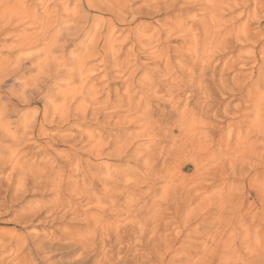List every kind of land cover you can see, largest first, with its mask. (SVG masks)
Here are the masks:
<instances>
[{"label": "rangeland", "instance_id": "rangeland-1", "mask_svg": "<svg viewBox=\"0 0 264 264\" xmlns=\"http://www.w3.org/2000/svg\"><path fill=\"white\" fill-rule=\"evenodd\" d=\"M22 5L37 17L0 23V78L23 63L8 84L43 98L0 115V264L39 243L34 264H264V0ZM31 170L62 187L54 213Z\"/></svg>", "mask_w": 264, "mask_h": 264}, {"label": "bare ground", "instance_id": "bare-ground-1", "mask_svg": "<svg viewBox=\"0 0 264 264\" xmlns=\"http://www.w3.org/2000/svg\"><path fill=\"white\" fill-rule=\"evenodd\" d=\"M28 1V0H27ZM25 2V1H24ZM31 17H37V16H31L30 13L27 12V9L25 10L23 5H22V0H0V23L1 22H4L5 20H8V18H16V19H24V18H30ZM34 19V18H33ZM35 20V19H34ZM9 29V30H8ZM7 30L5 29H0V35H4L7 33V31H10L11 32V29L8 28ZM14 30V29H13ZM19 31V30H18ZM2 65V63H1ZM4 65V64H3ZM2 67V66H1ZM38 67V66H37ZM29 69L22 64L20 65H17V66H5V71H3V75L6 73V76L5 78H0V115L4 116L5 114H8L10 113L11 111L14 112H18L20 113L21 112V109L20 106L24 107V106H27V105H30L31 102L35 101V100H38L40 98V100L43 98V91L42 89H40L39 87H36L35 90L33 89H27L25 87V84H22V83H14V85H9L8 84V79L9 78H14L15 81H20L27 73H28ZM5 79V80H4ZM46 85V84H45ZM19 88V89H16V88ZM32 87V86H31ZM44 87V86H43ZM18 91H21V95H17L15 93H17ZM2 121V119H1ZM7 128H6V124L4 123H0V132H2V135H6L7 134ZM3 137V136H1ZM1 139V138H0ZM13 155H12V167L13 169H16V168H19V169H22L23 167L20 166V162L18 159H15L13 158L15 155H14V152H12ZM11 157L8 158V160L10 159ZM7 159V158H5ZM2 161V159H0ZM6 162V161H5ZM2 166V165H0ZM39 170V169H38ZM32 173H33V184H32V190L33 192H36V193H41L43 192L45 189H48L50 191H52L54 193V199L53 200H50L48 201L52 207L54 208H51L52 210L49 212V213H54L58 207H61V205H59L60 203V196H61V193H62V187L58 186V184L56 185L55 182L56 180H52L51 179V175L47 173H43L45 174V178L44 179H41L40 178V173L38 172H34L33 170H31ZM37 171V170H36ZM54 171V170H53ZM14 172V171H13ZM24 172L23 170L21 171V173ZM50 172V171H49ZM51 173V172H50ZM52 174V173H51ZM23 175V174H21ZM25 175V174H24ZM13 175H10V182L12 180V177ZM30 178V177H29ZM52 181H51V180ZM22 177L17 179L16 181V184H17V188L14 187V182L10 183L8 186H7V191L8 193L11 194L10 196V200L12 202L16 201V200H21L24 199V193L23 191L21 190L23 185H22ZM27 180V179H25ZM23 180V181H25ZM42 181H48L49 185L48 187L46 186H40L41 183H39V181L41 182ZM60 185V184H59ZM7 199V198H6ZM10 201V202H11ZM2 202V201H0ZM22 203V202H21ZM29 203V202H28ZM6 204V203H5ZM3 204V205H5ZM1 205V206H3ZM4 208V207H3ZM42 207L39 206V204L37 205L35 202H30L29 205L27 206L26 209L23 210L22 214L26 217L28 216H31V215H35V214H39L38 212H41V209ZM49 208V206L47 207ZM59 209V208H58ZM63 210V209H62ZM82 212V211H81ZM84 212V211H83ZM20 213V212H19ZM36 216V215H35ZM37 217V216H36ZM83 217L84 218V223H85V226L87 228H84V229H78L77 230V233L79 232V234H74L73 237H71L70 239V243H68L69 245L68 246V249H72V252L73 253H77V252H80L82 251L81 253H79L80 255L78 256L80 259H85L87 257V255H84V252L83 251H86V243H85V238H87L88 236L84 233L82 235V233L84 232L83 230H88L90 227H91V224L92 223H96V218L94 216H90L88 214V212H85L83 214ZM30 218V217H29ZM35 218V217H33ZM59 218V217H58ZM63 218V217H62ZM22 221V219L20 220ZM91 230V228H90ZM83 231V232H82ZM82 232V233H81ZM62 235V234H61ZM57 238V237H56ZM27 240V239H26ZM26 240H24V244L26 242ZM18 242V241H17ZM45 242V241H44ZM31 243V242H30ZM33 243V242H32ZM56 243V242H55ZM96 243V242H95ZM35 244V243H34ZM40 244V243H39ZM39 244H35L31 250H29L30 248H28V250L24 253L25 258L23 259L25 262V264H34L35 260L38 259L39 261H43L45 258H46V255L50 252H46V248L43 247L42 245L39 246ZM58 244V243H57ZM56 244V245H57ZM61 244V243H60ZM54 245V243H53ZM31 246V245H30ZM57 247V246H56ZM55 248H50V251L51 253L54 252L52 250L56 249ZM57 251V249H56ZM70 252V251H69ZM70 252V253H72ZM72 253V254H73ZM33 254H35L36 258L33 257ZM55 254V253H54ZM49 256V255H48ZM51 256V255H50ZM49 256V258H50ZM55 256V255H54ZM51 260L53 258H50ZM22 260V261H23ZM49 260V259H48ZM50 260V261H51ZM20 261V260H19ZM40 261V262H41ZM81 261V260H80ZM38 262V261H37ZM72 262V261H71ZM19 263V262H18ZM21 263V262H20ZM75 264V263H74Z\"/></svg>", "mask_w": 264, "mask_h": 264}]
</instances>
